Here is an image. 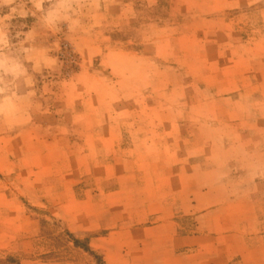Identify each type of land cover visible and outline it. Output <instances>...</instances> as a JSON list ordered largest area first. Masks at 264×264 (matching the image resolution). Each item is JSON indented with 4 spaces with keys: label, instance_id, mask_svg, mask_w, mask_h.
Wrapping results in <instances>:
<instances>
[{
    "label": "rangeland",
    "instance_id": "obj_1",
    "mask_svg": "<svg viewBox=\"0 0 264 264\" xmlns=\"http://www.w3.org/2000/svg\"><path fill=\"white\" fill-rule=\"evenodd\" d=\"M259 131L264 0H0V211L21 207L37 235L0 264L81 259L88 239L46 203L64 186L113 204L150 167L205 169Z\"/></svg>",
    "mask_w": 264,
    "mask_h": 264
},
{
    "label": "crops",
    "instance_id": "obj_2",
    "mask_svg": "<svg viewBox=\"0 0 264 264\" xmlns=\"http://www.w3.org/2000/svg\"><path fill=\"white\" fill-rule=\"evenodd\" d=\"M259 132L237 137H252L260 149L258 144L236 151L223 148L205 169L165 161L158 172L150 167L147 173L152 175L148 179L145 174L142 190L130 189L128 197L118 200L119 193L113 192V204L107 201L111 194L77 202L73 187L64 186L46 200L52 205L49 212L57 218L67 215V231L87 238V250L73 248L81 255L75 261L25 257L14 264H94L90 254L102 264H264V132ZM180 152L164 155L177 157ZM34 199L37 203L40 198ZM9 201L0 196V206ZM74 203L81 205V213L70 220L67 210ZM22 210L12 204L0 211L1 255L34 253L30 242L37 235L18 212Z\"/></svg>",
    "mask_w": 264,
    "mask_h": 264
}]
</instances>
